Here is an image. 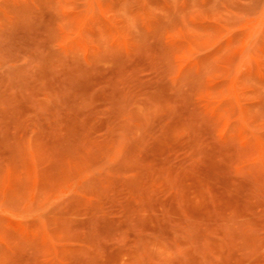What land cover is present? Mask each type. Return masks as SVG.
I'll return each mask as SVG.
<instances>
[{
  "label": "rangeland",
  "instance_id": "374dc122",
  "mask_svg": "<svg viewBox=\"0 0 264 264\" xmlns=\"http://www.w3.org/2000/svg\"><path fill=\"white\" fill-rule=\"evenodd\" d=\"M0 264H264V0H0Z\"/></svg>",
  "mask_w": 264,
  "mask_h": 264
}]
</instances>
